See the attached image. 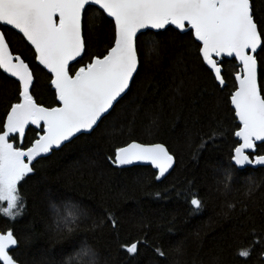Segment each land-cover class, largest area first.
Masks as SVG:
<instances>
[{"label": "trees", "instance_id": "obj_1", "mask_svg": "<svg viewBox=\"0 0 264 264\" xmlns=\"http://www.w3.org/2000/svg\"><path fill=\"white\" fill-rule=\"evenodd\" d=\"M255 7L264 15V0ZM110 36L106 21L90 19V52L103 51ZM12 43L32 61L18 38ZM188 45L187 36L172 31L145 36L139 76L109 120L36 165L21 188L22 215L15 222L0 216L1 232L12 229L18 238L12 254L19 264H240L236 253L249 247V264H264V169L232 165L237 121L227 93L207 78ZM36 74L39 100L53 103L47 76ZM15 92L0 75V119ZM132 141L168 146L177 159L171 174L157 182L151 167L112 165L113 149ZM190 193L202 200L201 210L192 209ZM132 239L143 245L135 257L122 247Z\"/></svg>", "mask_w": 264, "mask_h": 264}, {"label": "snow or ice", "instance_id": "obj_2", "mask_svg": "<svg viewBox=\"0 0 264 264\" xmlns=\"http://www.w3.org/2000/svg\"><path fill=\"white\" fill-rule=\"evenodd\" d=\"M90 19L111 29L99 53L90 52ZM169 31L189 38L201 70L227 93L237 121L232 165L264 167V15L257 14L255 0H0V75L16 88L0 119V216L15 222L22 215L21 188L41 159L109 120L139 76L142 39ZM13 37L31 51V62L13 46ZM37 71L48 78L51 104L39 100ZM107 159L116 167L150 166L157 182L177 163L163 142H128ZM190 195L192 209L201 210L202 200ZM106 219L117 228L107 210ZM74 220L65 219L64 226ZM18 243L12 229L0 232V264H18L12 254ZM142 246L139 239L122 245L132 257ZM155 252L166 255L160 247ZM236 255L249 264L252 248Z\"/></svg>", "mask_w": 264, "mask_h": 264}, {"label": "water", "instance_id": "obj_3", "mask_svg": "<svg viewBox=\"0 0 264 264\" xmlns=\"http://www.w3.org/2000/svg\"><path fill=\"white\" fill-rule=\"evenodd\" d=\"M129 92V91H128ZM137 142V141H136ZM51 154V153H50ZM49 154V155H50ZM48 155V156H49ZM47 156V157H48ZM176 166V165H175ZM175 166H174V168H175ZM132 167H150V166H147V165H134V166H129V167H119V168H122V169H124V168H132ZM239 167V166H238ZM240 168V167H239ZM246 168H251V169H259V168H262V169H264V167H262V166H258V165H252V166H245V167H243V168H241V169H246ZM174 170V169H173ZM173 170H171V172L173 171ZM155 171V170H154ZM171 172H170V174H171ZM169 174V175H170ZM168 175V176H169ZM167 176V177H168ZM164 180V179H163ZM0 232H1V230H0ZM17 247H18V245L16 246V248L15 249H17ZM19 264V263H18Z\"/></svg>", "mask_w": 264, "mask_h": 264}]
</instances>
